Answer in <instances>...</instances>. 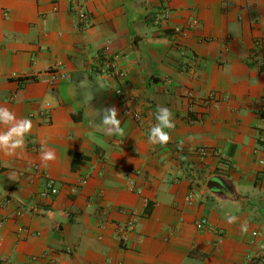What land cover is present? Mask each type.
<instances>
[{
    "label": "crops",
    "instance_id": "0c3cea01",
    "mask_svg": "<svg viewBox=\"0 0 264 264\" xmlns=\"http://www.w3.org/2000/svg\"><path fill=\"white\" fill-rule=\"evenodd\" d=\"M111 62L123 78L101 74ZM53 66L68 78L35 77ZM261 102L264 0H0V105L33 121L20 156L0 153V264H264ZM113 106L123 136L100 124ZM159 106L163 146L147 139Z\"/></svg>",
    "mask_w": 264,
    "mask_h": 264
},
{
    "label": "clouds",
    "instance_id": "9594fccd",
    "mask_svg": "<svg viewBox=\"0 0 264 264\" xmlns=\"http://www.w3.org/2000/svg\"><path fill=\"white\" fill-rule=\"evenodd\" d=\"M116 107H107L101 111L100 124L108 136H123L124 129L121 127V120ZM156 123L149 129L147 137L152 145H167L171 141L170 131L174 130L176 125L171 110L168 107L159 106L156 112ZM33 121L27 117L20 118L7 106L0 105V153L5 156H20L25 148V139L31 134ZM39 160L43 167H47L50 162L56 160L54 150L42 143L40 148ZM8 179L15 182L17 176L14 172L9 173ZM235 215H228L229 224L236 222ZM248 222L241 224V233L248 232Z\"/></svg>",
    "mask_w": 264,
    "mask_h": 264
},
{
    "label": "built area",
    "instance_id": "2783aa9c",
    "mask_svg": "<svg viewBox=\"0 0 264 264\" xmlns=\"http://www.w3.org/2000/svg\"><path fill=\"white\" fill-rule=\"evenodd\" d=\"M170 15V10L167 7H163L161 11H159L156 14V19H163V20H167L168 17ZM89 19V15L88 13L83 9V8H78V24L80 27H84L87 23ZM198 19L196 18H191L187 24V26L185 27V30H192L194 29L197 25H198ZM184 30V27L181 26H176L171 28V35H175V34H179L180 32H182ZM187 50L186 49H182V53L183 54H187ZM186 67V65H184V68ZM101 72V74L103 76H117L120 78L124 77V73L119 69V67L114 64V63H110L107 64L105 66H102V68H100L99 70ZM35 77L38 78H44L45 81L50 85V86H54L59 80L61 79H67V74L59 67V66H53L49 69H47L45 71L44 74L39 73L36 74ZM115 95L118 98V100L120 101L122 107H123V112L126 115L129 116H133L136 119H140L141 115L139 113H137L136 111H134L133 109V101L134 98L133 96L126 92L125 90H123L122 88H117L115 91ZM48 106V103L46 104ZM258 114H259V118L261 120V125L258 128V142H259V146L256 147L255 149V155H256V163L259 167H261L262 169H264V103L261 102L259 104V109H258ZM210 149L208 148V146H201L199 147V152L202 155H206L208 153ZM132 183V182H131ZM46 184L47 187L49 188L51 193H57V187L55 185V181L53 178L47 176L46 177ZM133 186V185H132ZM187 199L189 201H191L193 199V193H189L187 195ZM207 223V219L206 218H202L199 221V224L204 225ZM134 221L133 220H129L126 225H125V229L127 231H130L134 228ZM256 234V232H255ZM121 239L123 242H126L127 240V236L126 234H122L121 235ZM260 248H264V245L261 244Z\"/></svg>",
    "mask_w": 264,
    "mask_h": 264
}]
</instances>
